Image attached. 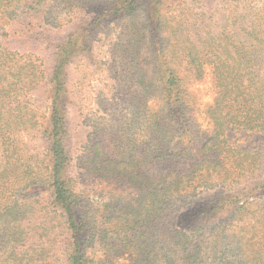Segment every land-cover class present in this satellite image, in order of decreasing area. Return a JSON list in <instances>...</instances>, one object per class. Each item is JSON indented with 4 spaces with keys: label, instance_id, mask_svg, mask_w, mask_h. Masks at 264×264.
Instances as JSON below:
<instances>
[{
    "label": "trees",
    "instance_id": "trees-1",
    "mask_svg": "<svg viewBox=\"0 0 264 264\" xmlns=\"http://www.w3.org/2000/svg\"><path fill=\"white\" fill-rule=\"evenodd\" d=\"M33 18L75 27L50 75L3 42ZM103 23L117 35L90 59ZM243 131L264 135V0H0V264H264V149ZM101 182L134 193L99 200Z\"/></svg>",
    "mask_w": 264,
    "mask_h": 264
},
{
    "label": "rangeland",
    "instance_id": "rangeland-1",
    "mask_svg": "<svg viewBox=\"0 0 264 264\" xmlns=\"http://www.w3.org/2000/svg\"><path fill=\"white\" fill-rule=\"evenodd\" d=\"M74 28L75 27L72 24L60 28L52 27L48 24L41 22V20H38V18H33L32 22H29L28 20L26 22H15L14 27L12 29V34L14 35H12L11 40L10 38H5L3 39V42L8 46L10 45V47L13 49H18L28 53H34L35 55H37L43 62L42 64L46 68L48 75H50L55 66L54 63L56 62V54L59 50V46L65 41L68 34L72 32ZM117 29H119V27H112V25H107L106 23H103V25L99 28L93 27L92 31L88 34L87 48L85 49L86 56L90 59H93L94 56L109 53L110 50L108 49H111L110 42H112L115 36L117 35ZM80 69L81 67L77 66L76 64H72L71 66H69V83L77 81L76 79L79 76ZM85 69L87 74H89L88 77H93L92 74H90V72H92L91 67L86 66ZM83 84L79 87L81 91H84L85 87L89 86L87 82H84ZM191 85L193 89L200 94V112L198 115V120L201 122V124H203L204 127H206L208 120L205 116V109L211 103L213 97L210 79H207L203 82H193ZM49 87L50 86L47 84L44 85L43 88L40 90L39 96L43 104L47 102V97L49 96ZM151 104L153 105L155 104V102L152 101ZM78 116L79 113H76V111L71 108L69 118H71L70 128H72V130L76 129L75 127L79 125ZM82 133H76L75 131H73L72 138L70 140V144H72L71 147L73 150L79 148L81 144L79 140L82 137ZM230 138L232 141L245 148L261 147L264 149V135L259 133L258 131H243L239 135H236L235 133H230ZM88 192L94 198H99V200L108 199L109 196L114 194L125 196L130 195V193H134L132 189L118 188L117 186L106 182L90 185L88 187ZM225 195H228V193L223 190L208 191L206 193L201 194L196 199L197 201L195 205H199L201 202H203L201 206L202 209L210 210V201L214 198H222ZM215 201L217 202L219 200ZM182 220L186 222V217L184 219H177V223L179 225L184 224Z\"/></svg>",
    "mask_w": 264,
    "mask_h": 264
}]
</instances>
